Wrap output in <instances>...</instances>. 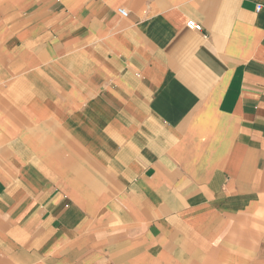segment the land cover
I'll list each match as a JSON object with an SVG mask.
<instances>
[{
    "label": "crops",
    "instance_id": "crops-1",
    "mask_svg": "<svg viewBox=\"0 0 264 264\" xmlns=\"http://www.w3.org/2000/svg\"><path fill=\"white\" fill-rule=\"evenodd\" d=\"M0 264H264V0H0Z\"/></svg>",
    "mask_w": 264,
    "mask_h": 264
},
{
    "label": "built area",
    "instance_id": "built-area-1",
    "mask_svg": "<svg viewBox=\"0 0 264 264\" xmlns=\"http://www.w3.org/2000/svg\"><path fill=\"white\" fill-rule=\"evenodd\" d=\"M261 9V6H258V10ZM119 14L122 16V17H127L128 16V13L125 9L123 8H120L118 10ZM187 27L193 31H196V32H201L202 31V25H200L199 23L195 22L194 20H190L187 24Z\"/></svg>",
    "mask_w": 264,
    "mask_h": 264
}]
</instances>
